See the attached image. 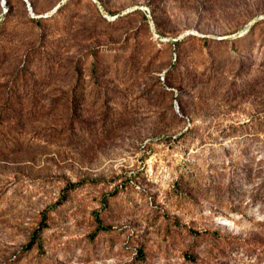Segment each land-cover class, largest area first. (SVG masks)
I'll list each match as a JSON object with an SVG mask.
<instances>
[{"label":"rangeland","instance_id":"1","mask_svg":"<svg viewBox=\"0 0 264 264\" xmlns=\"http://www.w3.org/2000/svg\"><path fill=\"white\" fill-rule=\"evenodd\" d=\"M260 171L264 0H0V264H264Z\"/></svg>","mask_w":264,"mask_h":264},{"label":"trees","instance_id":"2","mask_svg":"<svg viewBox=\"0 0 264 264\" xmlns=\"http://www.w3.org/2000/svg\"><path fill=\"white\" fill-rule=\"evenodd\" d=\"M258 178H262V180L257 185L256 191L254 193V197L257 200H259L260 202H264V172H262V171L258 172ZM182 195H185V194L182 193ZM43 220L44 221L42 222V228H45V226H46L45 223H44L45 222V216L43 217ZM96 220H97V223H98V229L99 230H104L105 231V230L109 229V227L102 226L101 222L98 219H96ZM176 224H178V223H176ZM262 228L264 229V220H263V223H262ZM31 246H32V244L29 243L27 245V247H25L26 250H29L31 248Z\"/></svg>","mask_w":264,"mask_h":264},{"label":"built area","instance_id":"3","mask_svg":"<svg viewBox=\"0 0 264 264\" xmlns=\"http://www.w3.org/2000/svg\"><path fill=\"white\" fill-rule=\"evenodd\" d=\"M27 5H28V3H27ZM28 8H29V6H28Z\"/></svg>","mask_w":264,"mask_h":264},{"label":"water","instance_id":"4","mask_svg":"<svg viewBox=\"0 0 264 264\" xmlns=\"http://www.w3.org/2000/svg\"><path fill=\"white\" fill-rule=\"evenodd\" d=\"M25 2H26V0H25Z\"/></svg>","mask_w":264,"mask_h":264}]
</instances>
